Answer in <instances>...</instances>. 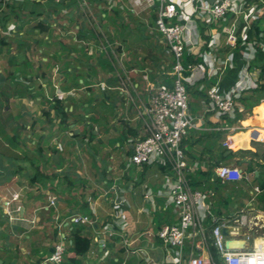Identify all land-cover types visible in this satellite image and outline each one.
<instances>
[{"label": "crops", "instance_id": "crops-1", "mask_svg": "<svg viewBox=\"0 0 264 264\" xmlns=\"http://www.w3.org/2000/svg\"><path fill=\"white\" fill-rule=\"evenodd\" d=\"M171 1L178 11L174 22L187 25L192 42L186 55L194 70L184 85L195 128L182 147L189 186L192 181L191 189L202 194L197 215L210 240L207 212L230 219L254 202L264 208L261 192L253 202L236 194L245 180L216 175L221 166L249 175L245 151L256 149V162L264 164V12L254 17L264 0H235L231 12L213 23L193 14L194 0ZM130 2L0 0V264H49L58 242L66 251L61 264H173L179 254L183 260L209 255L199 237L187 239L180 253L165 251L157 231L178 220L167 191L169 173L154 162H130L134 144L145 136L147 83L168 82L171 69L164 41L154 33L157 7L133 12ZM232 24L240 38L235 46L226 44L222 31ZM100 36L124 52L119 67L99 59ZM128 40H141L142 65L136 55L128 63L132 49L122 46ZM213 85L223 95L236 94L230 121L211 109L206 91ZM56 100L66 117L53 107ZM254 128L262 140H251ZM253 173L258 177V168ZM14 194L18 200L10 206L18 212L9 219L5 202ZM49 196L57 198L55 208L47 207ZM253 209L264 218L263 209ZM77 214L89 215L95 225H73ZM73 227H82L90 240L83 256L69 250Z\"/></svg>", "mask_w": 264, "mask_h": 264}, {"label": "built area", "instance_id": "built-area-1", "mask_svg": "<svg viewBox=\"0 0 264 264\" xmlns=\"http://www.w3.org/2000/svg\"><path fill=\"white\" fill-rule=\"evenodd\" d=\"M54 4H63L71 0H50ZM86 5L88 0H79ZM235 0H194L193 14L208 22H216L224 19L231 12ZM131 10L142 11L156 6L155 27L160 33L167 52L171 58V69L167 76L168 82L147 83L150 93L149 100L142 109L146 117L145 136L138 140L132 149L130 162L136 167L157 163L163 166L169 173L166 177L167 191L171 203L177 209L178 220L176 224L163 225L157 231V239L161 242L165 251L177 249L179 253L183 249L187 239L199 237L201 247L207 249V237L202 226L197 208L202 200L199 191H193L186 177V161L182 141L190 129L195 128L193 120L189 115L188 94L184 85L185 75L194 70L192 63L185 61L186 47L192 46L190 31L187 25L175 23L178 15L177 7L171 0H131ZM264 12V7L254 13L258 18L259 13ZM252 17L247 19L242 35L245 39L246 32L250 29ZM236 26L223 28L226 36V44L235 46L237 43ZM98 51L104 54L112 63L113 67L120 66L119 60L124 52L119 55L116 45L110 43L105 37L97 38ZM204 60L207 58L203 57ZM203 61V60H202ZM226 65V64H225ZM127 82L129 81L126 78ZM235 92L226 95L219 92L216 85L206 91V97L211 104L212 111L222 115L231 114L236 107ZM250 138L257 140V129H252ZM262 140V139H258ZM216 175L226 181H248L251 175H244L238 168L221 166L216 169ZM261 192L260 188L254 186L250 194L256 196ZM18 200V194L12 195L5 202L9 219H13V213L18 209H11V203ZM57 198L49 196L47 207L55 208ZM211 225L210 240L212 246L222 259V264H264V249L247 246L251 236L256 233L258 222L262 221L253 206L249 204L245 210L230 219L216 217L207 212ZM73 225L93 227L95 220L89 215H73L70 218ZM229 229L228 235H223V229ZM241 229V233L238 231ZM227 242H243L242 247H226ZM66 251L62 242L54 245L52 253L46 259L49 264H61ZM173 264H215L210 256L190 255L187 260L180 258L173 260Z\"/></svg>", "mask_w": 264, "mask_h": 264}, {"label": "trees", "instance_id": "trees-1", "mask_svg": "<svg viewBox=\"0 0 264 264\" xmlns=\"http://www.w3.org/2000/svg\"><path fill=\"white\" fill-rule=\"evenodd\" d=\"M253 1L254 0H249L250 3ZM201 30L203 31L204 28H201ZM249 32L252 33L253 31L251 30ZM251 33H249L248 35L252 36L253 33L252 34ZM248 35H247V37H248ZM239 41H240V38L237 39V43ZM81 50H82V48H81ZM261 56H263V55L259 54V57H261ZM185 61L190 62V63H195V61H192V58L190 56H187V55L185 56ZM198 61L200 62V60H196V63ZM105 66H108V65L107 64L103 65V68H106ZM246 101H247L246 99L242 100V102L244 104L246 103ZM61 103L62 102L60 100H56L53 103V107L57 110L58 114H60L63 117H66L68 115V112L64 110V107L62 106ZM224 116L227 118L228 115H224ZM239 118H240V115L236 114V117L233 120L235 121ZM227 120L230 121V119H228V118H227ZM241 153L248 154L251 157L250 161H248L246 163V165H247L246 173L251 175V177H252L251 179H252L253 183L251 184V183H247V181H244L243 188H240L239 191H241V192L248 191V193H249V191H251V188L254 187L255 185H257V187H259L261 190V193L258 195L259 196L258 199H259V201L264 202V164L260 165L255 160V159H258L259 157H261V155L258 153V151L256 149L254 152L245 151V152H241ZM262 156H264V154ZM255 168H258V177H254L253 172H254ZM217 182L219 183V181H217ZM190 186H191V188H194V184H192V181H191ZM263 210H264V208H263ZM216 217H218V216H216ZM82 230H83L82 227H73V230L71 231V246H70L69 250L71 252H73L74 255L77 257L83 256L84 254H86L90 248V240L85 235H83ZM206 243H207V250H208L209 256L212 259V261L215 264H222V259L219 256V254L217 253V251L215 250V248L212 246V241L207 240ZM67 263L68 264H77V261L75 259H71V260H68Z\"/></svg>", "mask_w": 264, "mask_h": 264}, {"label": "rangeland", "instance_id": "rangeland-1", "mask_svg": "<svg viewBox=\"0 0 264 264\" xmlns=\"http://www.w3.org/2000/svg\"><path fill=\"white\" fill-rule=\"evenodd\" d=\"M136 12V11H135ZM149 12L151 13L152 12V9H150L149 10ZM154 13V12H153ZM136 17H138V18H143V15L141 14L140 16H136ZM129 21V20H128ZM156 28V27H155ZM149 33H152L150 30H149ZM154 33L156 34H158V35H160V33L157 31V30H155L154 31ZM161 36V35H160ZM134 40V39H133ZM129 45H130V48L132 49V51L129 53V51H128V56H127V59H128V63H129V59H131L132 58V56H134V55H136L138 58H137V62H138V64L139 65H142V63H141V58L143 57V55H144V53H145V51H144V47L142 46V42H141V40H139L138 41V44H136V43H129V40L128 41H126L125 42V44H123L122 43V46L123 47H127V49L129 50ZM101 56L102 57H106L104 54H101V55H99L98 57H99V59L102 61V58H101ZM236 194H239V195H241V197H244L245 198V200H250L251 198V201L253 202L254 201V198H256V196H254V197H251V196H249V194H248V191H246V192H241V191H239V192H237ZM238 195V196H239ZM258 198V197H257ZM253 206L256 208V209H259V210H262L263 209V207L261 208V207H258V205H256V202H254V204H253ZM262 219H264V218H262ZM264 221V220H263ZM247 246L250 248V249H252V248H254V247H256V248H260V247H263L264 248V222H262V221H259L258 222V226H257V228H256V233H254L252 236H251V238H250V240L248 241V243H247Z\"/></svg>", "mask_w": 264, "mask_h": 264}, {"label": "water", "instance_id": "water-1", "mask_svg": "<svg viewBox=\"0 0 264 264\" xmlns=\"http://www.w3.org/2000/svg\"><path fill=\"white\" fill-rule=\"evenodd\" d=\"M209 2L212 3L213 0H209ZM238 231H239L240 233L242 232L241 229H239ZM222 232H223V235L226 236V235H228V233H229V229L224 228ZM230 243H232V242H227V243H226V247H230V246H229ZM242 245H243V242H238V246H239V247H242Z\"/></svg>", "mask_w": 264, "mask_h": 264}, {"label": "bare ground", "instance_id": "bare-ground-1", "mask_svg": "<svg viewBox=\"0 0 264 264\" xmlns=\"http://www.w3.org/2000/svg\"><path fill=\"white\" fill-rule=\"evenodd\" d=\"M230 247H238V243L236 242H232L229 244Z\"/></svg>", "mask_w": 264, "mask_h": 264}]
</instances>
